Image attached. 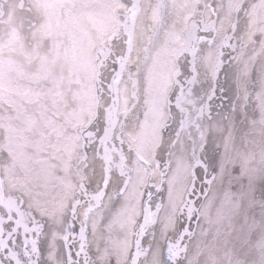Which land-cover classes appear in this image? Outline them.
Here are the masks:
<instances>
[{"label":"snow or ice","instance_id":"snow-or-ice-1","mask_svg":"<svg viewBox=\"0 0 264 264\" xmlns=\"http://www.w3.org/2000/svg\"><path fill=\"white\" fill-rule=\"evenodd\" d=\"M0 264H264V0H0Z\"/></svg>","mask_w":264,"mask_h":264}]
</instances>
